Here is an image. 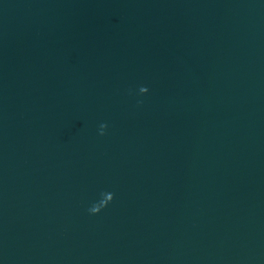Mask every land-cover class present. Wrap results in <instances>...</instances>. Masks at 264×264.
I'll return each instance as SVG.
<instances>
[{
  "label": "water",
  "instance_id": "95a60500",
  "mask_svg": "<svg viewBox=\"0 0 264 264\" xmlns=\"http://www.w3.org/2000/svg\"><path fill=\"white\" fill-rule=\"evenodd\" d=\"M0 264H264V0H0Z\"/></svg>",
  "mask_w": 264,
  "mask_h": 264
},
{
  "label": "clouds",
  "instance_id": "9594fccd",
  "mask_svg": "<svg viewBox=\"0 0 264 264\" xmlns=\"http://www.w3.org/2000/svg\"><path fill=\"white\" fill-rule=\"evenodd\" d=\"M148 91V89L146 87H140L139 88V92L141 94L143 93H146ZM107 127L106 124H101L100 125V132L99 134L100 135H103L104 134V129ZM113 199V194L112 193H104L103 194V198L98 201L97 203H94L89 209L88 211L91 213V214H96L98 213L103 207H106L108 203L111 202V200Z\"/></svg>",
  "mask_w": 264,
  "mask_h": 264
}]
</instances>
